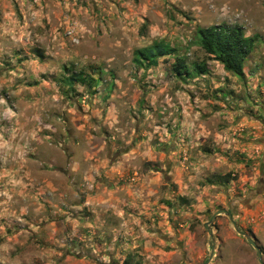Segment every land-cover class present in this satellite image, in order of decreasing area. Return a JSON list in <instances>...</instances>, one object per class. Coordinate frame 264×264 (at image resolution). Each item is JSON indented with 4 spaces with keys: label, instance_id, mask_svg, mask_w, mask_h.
Segmentation results:
<instances>
[{
    "label": "rangeland",
    "instance_id": "obj_1",
    "mask_svg": "<svg viewBox=\"0 0 264 264\" xmlns=\"http://www.w3.org/2000/svg\"><path fill=\"white\" fill-rule=\"evenodd\" d=\"M60 1L68 23L0 3V227H49L31 253L56 264H261L243 233L264 259V0ZM221 23L256 39L244 80L196 42ZM159 40L176 52L137 66ZM177 55L208 72L180 76ZM113 165L128 227L85 203Z\"/></svg>",
    "mask_w": 264,
    "mask_h": 264
},
{
    "label": "crops",
    "instance_id": "obj_2",
    "mask_svg": "<svg viewBox=\"0 0 264 264\" xmlns=\"http://www.w3.org/2000/svg\"><path fill=\"white\" fill-rule=\"evenodd\" d=\"M2 2L9 3L10 0H0V3ZM16 3L18 4V8H22L24 12L26 11V9H28L30 15L35 14L40 16H51V12H55L60 17V19L64 20V22L66 23H68L73 18L69 16V14H66V10H69V8L64 7L60 0H16ZM73 10L75 11L76 9L73 8ZM79 21L80 20L77 18V22ZM75 30L77 31L79 29L76 28ZM77 163L80 165V162ZM90 163L93 162L91 161ZM116 167V165H113L112 167L106 169L104 172L99 173H102V178L99 179V182L92 185L94 186L91 189L93 191L88 194L87 198L85 199V203L90 204L97 217H116L119 222H121L122 224H126V227H128L127 223L131 221L128 216H132L134 219H137V212L134 207L132 208V210L131 208L127 207V204H129L131 200L130 198H128L126 192H119L121 188H125L119 184L121 182V178H123L122 176H124V173L115 174L113 171ZM106 177H110L111 179L106 180ZM27 202L28 200L25 201V203ZM14 207V203L10 204L8 210H6V213L11 215V213L15 210ZM23 209V212L25 213V210L30 209V205L24 204ZM48 228L49 227H26V225H23L22 227H0V232L2 233L1 236L5 238L3 241H0V264H52V262H55L56 264L55 260L58 258L57 255H52L49 250H46L47 246L45 247L44 244L42 246L43 250H40L36 254L31 253V249L35 248V245H38L40 243L39 241L47 242L49 240L50 235L47 232ZM114 231L117 235L123 236L122 230L120 228H115ZM35 233H37L38 235ZM129 233L133 236H136V231L134 229H131ZM117 244L118 243L115 241L110 244V246H113L114 248L118 247V252H116V255L117 253L120 254L122 246L128 248V243L126 241H124L123 243H121L120 241L118 246H116ZM135 245L138 244L135 243L130 246L133 248ZM181 247L187 248L186 243ZM13 248L18 249L19 255L16 257L13 256ZM171 252L175 254L177 251L174 249ZM27 256H29V263L25 261V257ZM123 257L124 259H126L128 256L124 255ZM18 259L23 263L18 262ZM59 259H61V257ZM65 260H67V258H62L61 262H64ZM93 264L96 263L93 262Z\"/></svg>",
    "mask_w": 264,
    "mask_h": 264
},
{
    "label": "trees",
    "instance_id": "obj_3",
    "mask_svg": "<svg viewBox=\"0 0 264 264\" xmlns=\"http://www.w3.org/2000/svg\"><path fill=\"white\" fill-rule=\"evenodd\" d=\"M197 44L206 52L210 59H214L223 64L224 69L240 79L246 78L245 62L255 48L256 39L247 36L242 25L221 23L209 27L199 26L197 28ZM176 49L164 40L138 48L135 51L134 63L139 67H151L159 64V58L165 55H172ZM174 69L180 76H197L208 72L206 62H194L192 68L187 65L186 59L176 56ZM75 81L86 83L83 74L69 78L68 83ZM223 183L228 182L225 175H218ZM224 176V177H223ZM125 263L128 264L127 259Z\"/></svg>",
    "mask_w": 264,
    "mask_h": 264
},
{
    "label": "water",
    "instance_id": "obj_4",
    "mask_svg": "<svg viewBox=\"0 0 264 264\" xmlns=\"http://www.w3.org/2000/svg\"><path fill=\"white\" fill-rule=\"evenodd\" d=\"M223 212L225 213V214H227L230 218H232L233 217V215H232V213L231 212H229V211H227V210H223ZM221 213V211H218V212H216L215 213V215H217V214H220ZM233 225H234V227H235V229L239 232V233H241V229L239 228V226H238V224L236 223V222H233ZM207 226V225H206ZM210 233H211V235H212V230L210 229ZM244 235H245V237L247 238V240L257 249V252H258V260H259V262L261 263V264H264V259H263V252L261 251V249H260V247L257 245V242L253 239V237L251 236V234H249V233H246V232H244L243 233Z\"/></svg>",
    "mask_w": 264,
    "mask_h": 264
}]
</instances>
